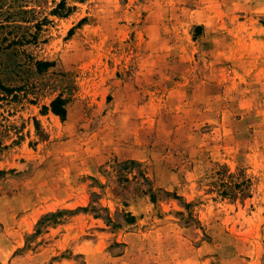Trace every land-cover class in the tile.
Masks as SVG:
<instances>
[{
    "label": "rangeland",
    "instance_id": "374dc122",
    "mask_svg": "<svg viewBox=\"0 0 264 264\" xmlns=\"http://www.w3.org/2000/svg\"><path fill=\"white\" fill-rule=\"evenodd\" d=\"M0 264H264V0H0Z\"/></svg>",
    "mask_w": 264,
    "mask_h": 264
},
{
    "label": "trees",
    "instance_id": "16d2710c",
    "mask_svg": "<svg viewBox=\"0 0 264 264\" xmlns=\"http://www.w3.org/2000/svg\"><path fill=\"white\" fill-rule=\"evenodd\" d=\"M43 65H50L48 62L47 63H43ZM64 100H62L61 98H56L54 99L51 104H50V110L51 112L60 117L61 119L65 116V108H64ZM133 162H130V164H132ZM83 211H86V209H82ZM70 212V211H69ZM63 212H57V213H52L49 214L47 216L44 217L43 220L39 221L37 223V228H36V234H38L40 232V228L41 226L44 224L45 220L48 218H56L58 219L60 216H62ZM132 217L130 216V214H127V219H131ZM109 220L106 221V223L108 224Z\"/></svg>",
    "mask_w": 264,
    "mask_h": 264
}]
</instances>
